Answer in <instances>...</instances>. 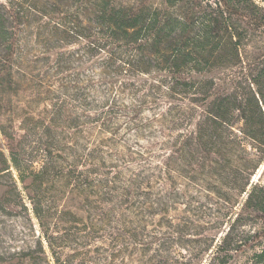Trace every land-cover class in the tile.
Listing matches in <instances>:
<instances>
[{
  "label": "rangeland",
  "instance_id": "374dc122",
  "mask_svg": "<svg viewBox=\"0 0 264 264\" xmlns=\"http://www.w3.org/2000/svg\"><path fill=\"white\" fill-rule=\"evenodd\" d=\"M75 10L61 46L58 33L42 39L23 26L15 80L0 90V255L35 246L39 209L44 227L67 239L66 253L100 247L91 252L100 264H203L208 252L197 250L232 226V242L243 246L228 264H246L264 247V217L245 207L242 191L252 140L240 135L241 144L207 154L195 139L205 105L167 97L163 72L107 63L100 43L89 47L81 36L95 24ZM244 55L264 66V34ZM229 73L206 76L222 78L218 91L247 98L254 86L228 84ZM256 183L264 185V155Z\"/></svg>",
  "mask_w": 264,
  "mask_h": 264
},
{
  "label": "trees",
  "instance_id": "16d2710c",
  "mask_svg": "<svg viewBox=\"0 0 264 264\" xmlns=\"http://www.w3.org/2000/svg\"><path fill=\"white\" fill-rule=\"evenodd\" d=\"M70 1L74 0L0 3V90L15 80L11 67L21 48L23 26L35 28L42 39L58 33L55 41L61 46L64 34L71 31L68 12L75 8L77 15L83 14L95 24V32L81 36L89 47L100 43L107 63H115L129 74L163 72L167 97L205 105L195 139L207 154L212 149L241 144L240 135L252 140L256 155L246 159L242 191L247 194L245 207L264 217V185H251V176L264 155V66L258 68L244 55L251 39L264 34V0H163L164 7L120 0H76L78 6L74 7ZM220 70L230 71L223 79L228 84L231 81L241 86L247 80L254 89L250 88L247 98L239 90L218 91L222 78L206 75ZM226 132L231 134L226 136ZM36 214L43 228L41 238L35 246L0 255V264H100L99 258L91 255L100 247L83 254L75 250L66 253L67 239L49 232L39 209ZM231 228L215 245L197 250V254L208 252L203 264H228L233 252L242 248V243L232 242ZM246 264H264V247Z\"/></svg>",
  "mask_w": 264,
  "mask_h": 264
}]
</instances>
